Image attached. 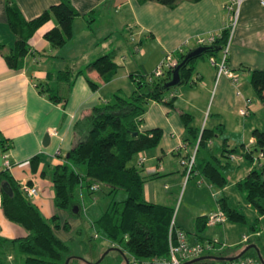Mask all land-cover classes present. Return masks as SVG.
I'll return each instance as SVG.
<instances>
[{
    "label": "crops",
    "instance_id": "crops-1",
    "mask_svg": "<svg viewBox=\"0 0 264 264\" xmlns=\"http://www.w3.org/2000/svg\"><path fill=\"white\" fill-rule=\"evenodd\" d=\"M8 1L14 2L27 20L38 16L57 2L0 0L2 52H6L14 42L6 22L5 7ZM69 1L78 15L72 23L73 36L63 46L53 48L44 38V33L55 26L51 19L33 33L29 40V52L23 58L21 68H9L0 51V137L9 145V167L6 169L20 186H37L38 192L34 196L26 195L28 200L44 218L50 219L56 215L58 222L65 214L54 205L52 172L55 166L67 163L69 150L74 143V125L78 119L87 115L94 106L110 101L117 90L130 93L133 90L130 74H151L168 53L172 66L175 65L176 55L197 47L198 38L211 35L218 37L231 23L230 12L226 7L229 0H179L173 8L156 1ZM238 2V6L233 5L236 23L227 64L241 84L239 82L234 85L225 76L216 83V67L210 63V56H204L194 63L185 85L164 94V100L171 101L172 105L155 100L146 103L139 129L146 131L160 128L162 131L157 147L139 153L143 158L141 166L136 164V159L132 160V164L146 177L143 196L147 201L164 204V201L158 199L156 189L150 183L161 177L165 179L179 177L180 173L183 175L184 169H180L177 161L194 150L191 149L193 144L185 140L186 130L180 119L181 112L192 115L191 126L198 130L214 129L222 125L225 132L228 123L226 118L237 117L238 110L246 106V100L251 102L248 114L251 115L257 108L252 100L256 97L254 90L250 83L251 88L249 85L245 86L242 78H248L251 70H264V9L259 0ZM104 54L111 55L119 66L108 81H104L95 70L78 73L89 62ZM221 55L219 51L212 57L219 60ZM65 70L71 72L70 81L59 82L56 77ZM86 76L97 83L96 89L89 86ZM42 82H48L58 91L59 96L66 97L65 103H54L46 94L40 93L37 85ZM208 108V112L213 113L205 121ZM247 118H242V124L234 119L233 144L246 143L247 136L252 139L251 131L258 125L250 122L252 116L248 121ZM225 137L229 144L231 138ZM207 146L205 143L204 154L197 160L199 165L204 160L206 150L213 151ZM220 152L221 150L218 153L214 151L217 156H220ZM223 158L226 159L221 157L220 160ZM230 159L234 160L228 157L222 163L228 162L229 165ZM237 166L240 167V164ZM1 168L5 167L1 164ZM196 174H199L198 170L192 173ZM239 180L241 179L237 181ZM25 235L26 231L21 226L4 216L0 206V249L3 242L10 240L14 244L13 240ZM187 236L191 242L199 241V237L207 239L200 234H194L193 240L188 234ZM228 242V237L225 236L226 246L222 250L227 246L231 248L241 244L239 241H232L228 245ZM253 244L257 245L255 242ZM228 256H233V251ZM0 264H3L1 260Z\"/></svg>",
    "mask_w": 264,
    "mask_h": 264
},
{
    "label": "trees",
    "instance_id": "trees-1",
    "mask_svg": "<svg viewBox=\"0 0 264 264\" xmlns=\"http://www.w3.org/2000/svg\"><path fill=\"white\" fill-rule=\"evenodd\" d=\"M137 1L140 3L156 1L173 8L179 0ZM5 15L14 42L6 52H2L3 45L0 44V51L7 66L11 69H18L21 68L23 58L29 52L30 38L43 23L54 20L55 26L44 33V38L53 48L61 47L73 36L72 23L78 12L69 0H57L41 14L27 20L18 6L8 1ZM229 33L230 27H226L213 43L208 44L212 46L211 49L187 62L180 70L181 84L189 80L197 59L204 56H215L223 49ZM186 53L177 54L176 63L180 62ZM173 66L161 76L151 79L150 73L130 74L133 83V90L130 93L117 90L112 95L113 101L94 106L87 115L78 119L74 125V143L69 150L67 163L55 166L52 172L54 205L61 210L73 211L74 189L84 181L89 193L93 191L90 189L92 184H104L109 187L110 192L122 189L127 193L126 199L112 201L96 223L105 233L111 246L119 248L124 255H131L134 260L151 261L168 254L169 229L174 210L170 206L144 199L143 185L146 177L138 167L132 164V160L136 154L157 147L161 141L160 128L141 131L139 125L149 100L172 105L171 101L164 100V94L172 88L166 90L163 84L170 79ZM118 68L112 56L104 54L89 62L85 69L78 73L95 70L104 81H108ZM70 75L71 72L65 70L59 72L56 78L59 82L63 80L69 82ZM86 80L92 89L97 88L96 82L87 76ZM250 85L256 98L264 107V70H251ZM37 86L38 91L46 94L52 102L65 103L66 97L59 96L58 91L54 90L48 82H42ZM180 119L186 130L185 140H189L194 145V149L196 147L191 174L198 170L199 174L207 178L213 186L223 188L227 182L224 170L228 162L222 163L220 158H230L231 153L236 152V148H228L227 137L223 139L220 156L215 155L211 149H207L204 160L200 165L197 164V160L204 154L205 141L215 134H222V125L214 129L198 130L191 126V114L181 112ZM251 137V143L240 145L241 156L249 162H259L261 158H257L258 155L261 153L264 156V131L255 128L251 131ZM4 149L5 140L0 137V151L3 152ZM200 150L202 152L199 154ZM74 165H83L84 175L75 171ZM4 182L12 188V195L3 192L1 184ZM236 186L246 194L247 204L255 209L259 216H264V166L261 167L260 172H252L237 181ZM0 191L4 216L26 231L24 237L13 240L23 256L22 264H65L66 260L68 264L83 262L82 259L72 256L69 247L55 234L54 227L58 226V216L54 215L50 219L44 218L37 207L28 200L21 186L12 179L6 168L0 169ZM217 205L228 221L247 222L244 214L229 206L226 196L219 198ZM68 226L67 223L64 224V228ZM206 226L207 215L198 216L196 218L197 231H203ZM175 228L181 229L176 225ZM249 228L255 236L260 235L256 222L250 223ZM199 240L201 242L212 241L203 239V237H199ZM246 242H250L249 237ZM247 246L242 243L231 248L227 246L219 251L217 256L234 257L241 254L240 257L250 256L261 262L256 250L254 248L246 250ZM256 247L258 248L257 245ZM231 251H233V256H228ZM206 255L207 253L202 256ZM262 260L263 263H261L264 264V259ZM118 261L120 264H125L121 253H119ZM187 262L185 264H205L215 262V259L207 257L195 262Z\"/></svg>",
    "mask_w": 264,
    "mask_h": 264
},
{
    "label": "rangeland",
    "instance_id": "rangeland-1",
    "mask_svg": "<svg viewBox=\"0 0 264 264\" xmlns=\"http://www.w3.org/2000/svg\"><path fill=\"white\" fill-rule=\"evenodd\" d=\"M204 59L206 60L208 58ZM242 80L245 86H248L250 83V74L248 78L243 77ZM239 82L241 84V81ZM183 85H185V83L172 89H178ZM252 100L257 104V108H255V112H252L251 115L248 114L246 116L248 118L252 116L250 122L257 123L258 126L255 127L264 131V107H262L260 101L256 97ZM111 101H113V98H111ZM241 109H245L249 112L245 107L240 108L238 110L239 115H236L237 117L228 116L226 118L228 123L222 135L215 134L211 139L205 141L208 145L207 147L212 148L213 151L218 153L221 150L220 148L224 137L228 136L231 138L230 143L232 142V144L229 143V148H236V152L232 155L235 161L230 159L229 165L224 170L227 182L223 188L213 186L207 178L200 174H191L186 178V174L182 175V173H180L179 177L176 176L175 178L167 177L163 179L161 177L155 180L153 179L154 181L151 182L150 185L155 187L158 199L164 201L163 205L170 206L174 210L173 219L175 225L187 232L192 240L194 234L203 235L207 239L218 240L219 242L215 245V249H218L222 243H225V236L228 237V245H230L232 241H239L245 245L255 242L259 248L262 259H264V216H259L256 210L247 204L246 194L240 191L236 186L238 179H243L252 172H260L261 167L264 166V158H261L259 162L256 161L258 163L249 162L241 157L240 142H235V144H233L232 137L234 136V131L232 125L234 119L238 124H242V118H247L240 114ZM208 111L209 108L204 117L205 121L212 117L213 112ZM208 113H210L209 118ZM248 118L246 121H248ZM248 137L249 136L246 137V143L250 141V137ZM191 149H194V145ZM200 152L202 151L200 150L199 154ZM139 157L140 154L138 153L133 158V161L136 159V164ZM183 158L184 157L179 158L177 161L181 170L184 169L181 164ZM227 159L228 158H223L222 162L227 161ZM238 163L240 167L237 166ZM72 166H70V168H72ZM74 168L75 171L79 173H85V167L83 165H74ZM178 179H180V182ZM97 186L98 188L90 193L89 189L86 187L85 181L75 187L74 206L78 207V211L76 213L74 211L69 212L60 210L65 216L59 219L58 226L54 227V232L69 247L72 256L83 260V262H79V264H120L118 261L119 252L115 250L108 252V254L98 262L108 248H113V246H111L110 242L106 239L103 230L98 227L96 220L105 212L112 201H122L126 199L127 193L122 189L110 192L109 187L104 184H97ZM224 195L227 197L229 206L236 208L240 213L244 214L247 222L235 223L227 220L226 223L223 224H208L203 231L198 232L196 229V218L201 215V213L205 215L216 213L218 211L217 200ZM253 222H256L258 226L259 237L255 236L253 232L250 231L249 224ZM66 223H69L68 228H64V224ZM243 235L248 236L250 242H242ZM198 242L202 243L200 240ZM217 252V250H213L210 251L209 254L207 253V255L217 256ZM125 257L128 259L129 264L149 263L148 260H134V258L128 254H125ZM22 258L23 256L16 242L14 244L10 240L3 242V246L0 249V260L3 264H22Z\"/></svg>",
    "mask_w": 264,
    "mask_h": 264
},
{
    "label": "built area",
    "instance_id": "built-area-1",
    "mask_svg": "<svg viewBox=\"0 0 264 264\" xmlns=\"http://www.w3.org/2000/svg\"><path fill=\"white\" fill-rule=\"evenodd\" d=\"M238 0H229L228 5H226L228 11L230 12L231 16V23L228 27H230V33L226 42V45L221 50V58L219 60H215L214 57H210V63L216 67V76L215 80L216 83L218 80L222 77H228L231 82L234 85H237L239 83V78L232 72V70L229 68L227 64V59L229 55V46L232 38L233 29L236 23V12L233 5L238 6ZM260 6L264 9V0H259ZM217 37L215 36H208V37H200L197 39V43L199 45H206L211 44L215 41ZM172 67L171 63V56L170 54H166L163 59L160 61V63L157 65V67L154 69V71L151 73V78L161 76L166 70L170 69ZM237 94H240L239 91H237ZM250 100H246V106L245 108L249 110L250 107ZM247 110L241 109L240 114L242 116L247 115ZM252 142V139L250 140V143ZM197 146V145H196ZM8 149L9 145L5 143V149L2 152V165L6 168L9 167L8 162ZM196 149V147H195ZM195 149L193 150L190 155L184 157L181 160V164L184 167V174H186V178L191 175L192 169L194 167V161H195ZM233 158L231 155L230 158ZM257 158H264L263 154H259ZM143 163V158L139 157V160L137 162L138 166H141ZM98 188L97 184H92L90 189L96 190ZM21 190L27 195V196H34L38 192V188L35 185H29V184H23L21 185ZM2 204V193L0 191V206ZM227 218L225 214L219 210L216 213H212L207 215V225H216V224H223L226 223ZM174 219L172 220L170 224L169 229V244H168V254L165 256H161L158 258H154L151 261H149L148 264H185V262L190 261L194 258L200 257L201 255H204L205 253H210V251L213 250H219L221 251L223 247L226 246L225 243H222L221 246L218 249H215V245L219 242L218 240H212L211 242L205 241L202 243L191 242L187 236V234L182 229L175 228L174 225ZM248 240V236L243 235L242 241L246 242ZM205 264H262L259 260H256L250 256L245 257H238L230 260H215V262L212 263H205Z\"/></svg>",
    "mask_w": 264,
    "mask_h": 264
},
{
    "label": "water",
    "instance_id": "water-1",
    "mask_svg": "<svg viewBox=\"0 0 264 264\" xmlns=\"http://www.w3.org/2000/svg\"><path fill=\"white\" fill-rule=\"evenodd\" d=\"M211 48H212V46H210V45H199V46H197V47L189 50L185 54V56L183 57V59L180 62L176 63L173 66V68L171 70L170 79L163 84L164 88L167 90V89L174 88V87L180 85L181 84L180 70L187 64V62L189 60L201 56L202 54H204L206 51H208ZM216 49L218 50V48H216ZM1 164H2V157H1V151H0V166H1ZM1 188H2L3 192L6 193L7 195H12V188L10 187V185L7 182L2 183L1 184ZM73 211L77 213L78 207L77 206H74ZM249 248H254L256 250L259 259L263 263L262 257L260 255V252H259L258 248L256 247V245H254V244L248 245L246 247V250L249 249ZM110 250H115V251H118L119 253H121L123 255L124 260H125V264H129L128 259L125 257L124 253L119 248H116V247L108 248V250L98 260V262ZM240 256H241V254H239L237 256H234V257H222V256H210V255H206V256H200V257L194 258V259L190 260L189 262H195V261H198V260L207 258V257H212L215 260H230V259L238 258ZM98 262H96V263H98ZM65 264H68V260L65 261Z\"/></svg>",
    "mask_w": 264,
    "mask_h": 264
},
{
    "label": "bare ground",
    "instance_id": "bare-ground-1",
    "mask_svg": "<svg viewBox=\"0 0 264 264\" xmlns=\"http://www.w3.org/2000/svg\"><path fill=\"white\" fill-rule=\"evenodd\" d=\"M202 256V255H201Z\"/></svg>",
    "mask_w": 264,
    "mask_h": 264
}]
</instances>
